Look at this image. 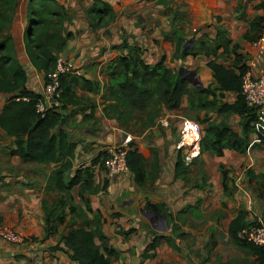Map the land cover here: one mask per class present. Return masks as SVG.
I'll return each mask as SVG.
<instances>
[{
	"label": "crops",
	"instance_id": "crops-1",
	"mask_svg": "<svg viewBox=\"0 0 264 264\" xmlns=\"http://www.w3.org/2000/svg\"><path fill=\"white\" fill-rule=\"evenodd\" d=\"M57 1L64 11L75 7L81 13H74L70 23L67 18L63 22L64 26H69L70 38L66 40L61 55L74 60L79 74L71 72L65 75L75 102L64 106L62 114L65 120L53 132L62 131L68 141L75 144L73 156L69 157L72 168L66 172V177H71L77 169L89 167L92 183L89 187L83 186L86 181L85 177L81 178L70 188L64 206H58L63 192L48 187L47 177L60 166V162L24 161L12 153L15 136L0 128V223L25 236L22 243L15 244L0 239V264H72L63 250L62 236L70 227L86 222L95 229L96 219L107 242L118 251L117 257L111 258V264H251L254 256L228 236V225L240 208L245 210L246 222H264V186L261 184L264 181V144L255 145V122L246 152L225 149L222 155H216L205 151L189 165L187 182L181 176H175L177 143L188 118L184 115L200 123L202 136L206 125L202 122L204 119L208 122L223 121L240 134L239 117L219 113L213 108L219 115L214 119V114H207L211 108L198 107L195 102L194 107H190V98L184 95L178 109L168 111L163 108L152 125L143 126L137 114L129 119L127 126L122 125L118 119L105 113L106 101L102 94L108 81L107 64L126 51L122 50L121 38L116 32L124 21L119 23V27L111 26L109 32H112V37L107 38L110 33L105 36L102 32H94L88 27L84 9H78L80 4L88 5L89 0ZM27 3V0H17L7 24L9 30L5 28L0 34L6 33V29L11 34L15 44L14 55L28 71V88L38 91L42 86L43 72L30 64L26 55ZM172 3L178 10L188 8L193 22H197L194 37L182 36L188 43L187 48L192 44L189 54L174 60L180 65L183 60L198 64L202 59V67L186 69L194 71L200 81L199 85L190 82L189 87L217 86L206 65L212 56L202 53L205 48L200 49V42L211 43L218 25L227 32L229 46L238 45L236 51L244 61L255 52L253 41L262 29L250 30L249 21L255 17L264 18V0H172ZM122 10L117 12L120 20ZM186 25L181 19L178 28L185 26L187 30ZM74 26L81 29L76 30ZM160 26H166L164 20ZM166 31L169 40L172 35ZM151 33L150 30L144 45L139 46L144 49L143 58L151 56L152 59L146 61L155 63L158 54H153L152 42L155 40ZM172 49L169 42L161 55L165 54L170 59ZM166 63L173 65L167 60ZM196 94L192 91L191 95ZM215 94L218 96L217 91ZM8 96L9 93L0 92V110ZM233 98L234 95L228 93L225 100L231 102ZM126 137L136 143L145 156V170L152 173V179L142 185L134 181L131 172L115 179L109 178L101 163L106 145ZM154 159L156 169L152 171ZM221 166L228 171L227 191L221 182ZM198 199L201 202L196 207ZM43 202L53 209H63L65 213V220L52 232L46 231ZM188 206L190 208L184 211ZM148 211L155 217L161 216L158 219L165 217L167 232L158 231ZM169 217H172L171 222H168ZM189 220L196 221V224H188ZM130 229L133 231L129 233ZM155 234L162 235V238L153 252H147L145 247ZM56 245L61 248L54 249ZM152 253L154 255L150 256Z\"/></svg>",
	"mask_w": 264,
	"mask_h": 264
},
{
	"label": "trees",
	"instance_id": "trees-1",
	"mask_svg": "<svg viewBox=\"0 0 264 264\" xmlns=\"http://www.w3.org/2000/svg\"><path fill=\"white\" fill-rule=\"evenodd\" d=\"M16 3L17 0H0V33L7 28ZM26 17V55L30 64L45 74L54 67L57 56L63 52L66 40L70 38V33L65 32L63 24L67 15L62 7L56 5L55 0H28ZM86 17L91 28L96 29L109 24L113 14L108 3L95 2L87 8ZM263 23V17H255L249 21L250 30H261ZM216 28L215 39L211 43L201 41L200 49L203 50L204 47L202 53L212 56L207 60L206 65L211 70L217 86H193V90L197 92L196 96L191 95L190 81L186 74L167 65L165 54H162L155 63H150L143 58L144 49L141 46L130 45L122 40L120 46L126 51L116 55L106 67L108 81L104 85L102 94L106 101L105 113L115 117L125 126L129 119L137 114V119L141 120L143 126H148L154 123L163 108L168 111L178 109L182 97L186 95L190 98V107H194L195 102L198 107L215 108L219 113L236 114L241 124L239 134L231 125L223 121L202 120L206 125L200 141L199 155L205 151L222 155L225 149L239 153L246 152L249 147V134L257 119L254 108L247 106L240 94L241 74L246 70V64L243 56L236 51L238 45L229 46L225 29L219 25ZM185 44L186 40L179 36L170 57L172 61L183 59L189 54L190 50L185 49ZM14 49L15 44L11 34L3 35V39H0V92L9 93V96L0 110V128L6 134L15 136V149L12 153L17 154L24 161L45 164L60 162V166L54 168L48 175L47 182L48 187L63 192L57 203L61 207L66 202L65 197L69 195L70 188L81 178L85 177L86 183L83 186L89 187L92 183V171L89 167L77 169L71 177H66V172L72 168L69 157L73 156L75 144L68 141L62 131L53 132L65 120L62 114L64 106L75 102L74 93L65 75L62 76L60 107L49 108L43 114L38 113L35 104L40 98V93L28 88V71L22 61L14 55ZM215 91L218 92V96ZM228 93L234 95L231 102L225 100ZM209 95L211 98H208ZM255 132L257 134L255 145L264 144V119ZM197 157L186 164L182 150L178 149L175 176H181L187 182L188 167ZM127 161L137 184L142 185L146 180L152 179V173L145 170V156L133 141L129 142ZM151 169L152 171L156 169V159ZM227 173L228 171L221 166V182L225 191H227ZM261 184L264 186V181ZM200 202V199L196 201V207ZM42 206L45 209L46 231L52 232L65 220V213L63 209L48 207L45 202ZM189 208L190 206L184 211ZM244 215L245 210L238 209L228 225V236L254 256L251 264H264V247L255 245L238 235L243 226L251 223L245 221ZM171 219L172 217H169L168 222H171ZM255 223L264 224V222ZM98 224L99 220L96 219L95 229H91L89 222L70 227L62 236L63 250L72 264H111V258L117 257L118 251L107 242ZM132 231L133 229H130L128 232ZM160 238L162 235L155 234L146 245V251L153 252ZM57 248L61 247L56 245L54 249ZM152 255L154 253L150 256Z\"/></svg>",
	"mask_w": 264,
	"mask_h": 264
},
{
	"label": "built area",
	"instance_id": "built-area-1",
	"mask_svg": "<svg viewBox=\"0 0 264 264\" xmlns=\"http://www.w3.org/2000/svg\"><path fill=\"white\" fill-rule=\"evenodd\" d=\"M255 52L246 61V70L241 74L240 94L247 106L254 108L257 119L256 128L264 119V23L261 34L253 41ZM79 74L74 60L58 55L54 67L42 76V86L38 90L36 111L43 114L52 107H60L61 77L68 73ZM26 99V98H25ZM255 120V121H256ZM185 131L181 135L177 148L183 150V159L189 164L200 153L202 127L195 120H187ZM130 139L128 137L106 145L102 155V164L109 178L115 179L130 172L127 152ZM238 235L255 245L264 247V224L248 223L243 226ZM25 236L16 230L0 223V239L11 244L22 243Z\"/></svg>",
	"mask_w": 264,
	"mask_h": 264
},
{
	"label": "rangeland",
	"instance_id": "rangeland-1",
	"mask_svg": "<svg viewBox=\"0 0 264 264\" xmlns=\"http://www.w3.org/2000/svg\"><path fill=\"white\" fill-rule=\"evenodd\" d=\"M97 1L89 0L88 5L85 3L84 5L80 4V7H78V9H84V11L83 10L82 11L86 15L87 8L90 7L95 2L98 4L108 3L110 5V10H112V14H113L112 19L108 22L109 24L93 29L94 32H102L105 36L108 33H110V35H107V38L112 37V32H109V28L111 26L119 27V23L121 21H124V23L121 24V29L116 30V32L120 35V38H121L120 43H122V40H123L129 43L130 45H134V44L144 45L143 42L145 39H148V34H149V31L151 30L152 32L151 36L155 40V42L154 41L152 42V45H153L152 47L154 49L153 54H158V59L161 53L165 52L169 42H171L173 45V49L171 51L173 53L176 40L179 36L188 35V36L194 37V35L196 34L195 31L197 30L196 29L197 22H193V16L190 15L188 8H185L184 10H178L177 6H173L174 3H172V0H168L167 1L168 4L164 0H130L129 2H126L127 0H97ZM55 2L57 6H60L57 0H55ZM67 5L69 6V4ZM122 8L123 10H122L121 16L123 17L121 18L122 20H120V18L117 17V12H119ZM65 12L68 13L67 14L68 23H70L73 20L74 13H77V12H79V14L81 13V11H78L75 7L72 9L65 10ZM184 12H186V14H184ZM26 13H27V8H26ZM191 14H193L192 11H191ZM165 16H166V19H164ZM106 18L108 17L106 16ZM181 19H184L185 24L187 23L186 25L187 30L185 26L184 27L179 26L178 28V24ZM162 20H164L166 23L165 27L160 26ZM85 21H86V18H85ZM68 27L69 26H65V32H67ZM88 27L91 28L90 25H88ZM73 28L76 30L81 29L80 26L78 27L74 26ZM176 28L179 29L178 32L176 31ZM7 29L9 30V28ZM7 29H6V33H3L4 36L9 34ZM136 29H138V31ZM166 29L168 30L170 35H172V36H169L170 37L169 40H168V36H166V33H167ZM3 35L0 34V39H3ZM191 45L192 44L189 45L188 50H190ZM147 50H149V48ZM172 53L170 55H172ZM151 59L152 57L150 56L148 57V59H145V60L150 61ZM166 60L170 61L173 64L171 66H173L175 69H178L180 67H183L184 69H191L194 66H196L197 68L199 66L201 67L203 66L202 59H201V62L200 61L197 62L199 65L196 63L192 64L190 63V61H184V60L181 61L180 65H178L176 64L174 60L172 61V59L167 58ZM191 87H192L191 91H194L193 86ZM187 98L189 99L188 96ZM208 113H210V115L214 114V119H217L219 116L218 112L214 110L213 108L211 109V111H207V114ZM181 115L183 116V114ZM184 116L188 117L185 121L190 120V119L193 120V117L191 118L188 115H184ZM260 121H261L260 119L256 120L255 124ZM165 222H166L165 223L166 225H164V222L162 219H157V221H155L156 226L159 229L158 231L167 232L168 229L165 228V226L166 227L168 226L166 219H165ZM188 224H196V221L189 220Z\"/></svg>",
	"mask_w": 264,
	"mask_h": 264
},
{
	"label": "water",
	"instance_id": "water-1",
	"mask_svg": "<svg viewBox=\"0 0 264 264\" xmlns=\"http://www.w3.org/2000/svg\"><path fill=\"white\" fill-rule=\"evenodd\" d=\"M188 44V43H187ZM187 44H185V49L187 48ZM179 72L181 73H185L186 76L188 77L189 81L192 82L194 85H199L200 81L198 80V78L196 77V74L194 71H187L186 69H184L183 67L179 68ZM151 214V221H157L158 218H161V216L159 217H155L150 211H148ZM264 218V216H263ZM162 220L164 222V225H166L165 223V217H162ZM166 228V226H165Z\"/></svg>",
	"mask_w": 264,
	"mask_h": 264
},
{
	"label": "flooded vegetation",
	"instance_id": "flooded-vegetation-1",
	"mask_svg": "<svg viewBox=\"0 0 264 264\" xmlns=\"http://www.w3.org/2000/svg\"><path fill=\"white\" fill-rule=\"evenodd\" d=\"M185 74V73H184Z\"/></svg>",
	"mask_w": 264,
	"mask_h": 264
}]
</instances>
